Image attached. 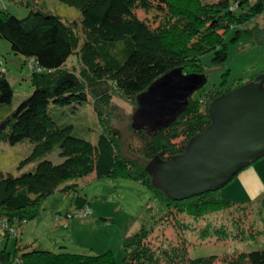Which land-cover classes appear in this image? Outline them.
I'll return each mask as SVG.
<instances>
[{
  "label": "trees",
  "instance_id": "obj_1",
  "mask_svg": "<svg viewBox=\"0 0 264 264\" xmlns=\"http://www.w3.org/2000/svg\"><path fill=\"white\" fill-rule=\"evenodd\" d=\"M92 1L100 2L97 10H91L96 6L92 4V7L83 10L82 15L99 32H87L82 44L72 25L62 27L60 18L45 9L37 7L22 18L9 11L0 12V38L9 42L14 53L28 60L33 73L54 74L47 82L34 81L32 91L15 103L11 82L1 73L0 66V143L15 145L26 142L32 144V151L39 146L44 150L36 157L34 152L24 159L20 158L16 168L11 171L0 170V227L4 229L6 224V230L12 229L14 240L12 248L6 246V249L0 250L2 264H115L111 250L98 254L54 253L43 249L36 237L29 242H18V233L26 222L36 217L44 199L55 191H73L74 194L72 208L66 210L63 217L77 212L86 216L87 211L82 210L89 201L82 193L83 187L80 189L76 186H82L91 175L96 178L118 176L136 180L144 177V180L148 178L147 181H150L144 163L155 155L168 158L182 151L188 139L209 124V102L251 79L236 81L230 86H224L223 79L217 87L208 89L199 97L191 96L187 109L155 135L133 129L129 147L142 161L127 167L124 162L121 166L124 154L119 151L115 128L106 126L105 130L100 131L95 122H81L77 114L72 118V113L79 111V108L90 109L89 96L96 95L89 93L93 87L88 88V83L66 66L80 46L88 44L92 47L102 68L110 73V87L132 94L134 101L136 95L153 80L174 67L182 66L188 73L204 72L200 61L203 53L213 50L214 63L225 61L226 43L222 42L225 33L230 28H236L230 37V41H236L240 34L237 26L255 18L264 8V0H216L209 3V12L204 20L208 24L206 27L216 36L214 41H209V46H202L198 40L188 45L190 50L201 48L196 61H188V55L183 58L172 46H166L162 31L151 30L132 12L135 6L147 8L156 3L165 8L174 6L180 0H88V7ZM32 15L39 17L38 26L31 22ZM170 16L172 25L168 31L175 27H186L190 22L182 15ZM252 32L263 35L264 27H255ZM257 41L261 42V39ZM51 137L58 138L50 141ZM55 145L62 153L56 160L51 154L46 155ZM31 162L36 164L31 166ZM120 169H124V176H119ZM154 193L164 202V213L150 226L141 225L123 234L122 249L125 255L122 264H207L203 252L202 255L196 253V256L189 253L186 237L173 242L164 232L158 234V226L169 223V226L181 230L183 224L179 218L188 210L199 215L197 204L201 202L211 206L253 202L233 200L225 196L221 189L182 200L167 198L157 188ZM257 199L264 215V193ZM206 208L209 209L208 206ZM59 215L56 213L55 217ZM242 261L264 264V246L243 252Z\"/></svg>",
  "mask_w": 264,
  "mask_h": 264
},
{
  "label": "rangeland",
  "instance_id": "obj_2",
  "mask_svg": "<svg viewBox=\"0 0 264 264\" xmlns=\"http://www.w3.org/2000/svg\"><path fill=\"white\" fill-rule=\"evenodd\" d=\"M87 1L0 0V12L9 11L22 18L35 8L45 9L60 18L62 27L72 25L80 36L82 44L87 32H99L98 28L84 19L82 13L84 9L92 7V4H96V6L91 10H97L100 2H89L90 6L88 7ZM215 1L180 0L174 6L165 8L155 3L147 8L135 6L132 12L151 30L162 31L163 42L166 46H172L183 58L188 55L186 60L196 61L197 53L201 48L190 50L188 45L192 41L198 40V43L203 44L202 46L205 44L209 46V41L215 40L216 35L206 27L208 24L204 20L205 14L209 12V3L212 4ZM170 15H182L190 22L186 27H175L168 31L172 25ZM30 18L33 20L31 22L37 23L36 26L39 25L38 16L32 15ZM255 27H264V8L255 18L237 26L240 34L236 41H230L236 28L227 30L222 41L226 43L227 58L225 61L214 63L212 61L213 50L200 56L204 72L207 75V82L197 89L192 97H199L208 89L217 87L223 79V85L230 86L236 81L244 82L256 74L264 72V42H262L264 34H253L252 31ZM195 31L197 33H194ZM193 34L195 35L193 36ZM260 39L261 42L257 41ZM0 66L1 73L6 75L11 82L15 103L32 91L34 81L47 82L54 75L48 72L39 74L38 71L33 73L28 60L20 54L14 53L10 49L9 42L3 38H0ZM66 66L78 73L88 83V88H94L90 89L89 93L96 94L89 96L90 109L79 108V111H73L72 118H75L77 114L76 116L81 122L85 120L87 123L95 122L100 131L105 130L106 126L115 128L118 133L116 138H118L119 151L124 154L121 166L124 162L127 167L129 164L142 161L132 152L128 143L133 134L131 114L136 105L135 100L133 101L134 96L110 87L112 84L110 73L102 68L99 57L88 44L81 45L77 53L68 60ZM102 91L104 92L102 93ZM69 115L71 116V114ZM57 138L51 137L50 141ZM32 150V144L26 142L15 145L0 143V170L11 171L16 168V163L20 158L24 159L29 154L33 155L34 152V157H36L44 151L41 146ZM49 154L56 160L62 153L55 145V148H51L46 155ZM35 164L36 162H31L30 165L34 166ZM120 171L119 176H124V169H120ZM147 174L149 173L147 172ZM237 174L219 189L225 196L227 192L247 198L248 196L243 193L246 188L242 184V187L240 186L245 177ZM147 180L148 178L144 180V177L136 180L118 176L102 178H96L94 175L89 176L84 180L82 186H76L80 189L83 187L82 193L89 201L85 205V209L82 210L87 211L86 216L77 212L63 217L66 210L72 208L74 194L73 191L69 193L55 191L44 199L43 206L36 217L24 224L18 233L17 241L29 242L36 237L37 243L43 249L51 250L54 253L98 254L105 250H111L115 264H122L125 255L122 249L123 234L134 231L141 225L150 226L165 210L164 202L155 196V188ZM259 182L258 187L263 186L264 178ZM256 183L257 180L254 179L249 188L259 191V189H253ZM263 193L264 190L250 196V200L253 202L249 204L225 206L212 204L211 206V204L201 202L197 204L199 215H194L190 212L191 210H188L179 218L183 224L181 230L169 226V223L158 226L156 230L159 231H157L158 234L164 232L167 238L170 237L174 240L173 242L181 237H186L189 253L196 256V253L202 255L203 252L207 264H248L242 261L243 252L264 246V215H262V208L260 209L257 199ZM89 206H91V213L88 209ZM207 206L209 209L206 208ZM56 213L60 214L58 218L55 217ZM31 224H34L32 229ZM0 233V250L6 249V246L12 248L14 240L11 234H13V230L10 228L6 230L5 224L4 229L0 227ZM2 263L0 252V264Z\"/></svg>",
  "mask_w": 264,
  "mask_h": 264
},
{
  "label": "water",
  "instance_id": "obj_3",
  "mask_svg": "<svg viewBox=\"0 0 264 264\" xmlns=\"http://www.w3.org/2000/svg\"><path fill=\"white\" fill-rule=\"evenodd\" d=\"M206 82L205 72L170 69L136 95L131 127L155 135L187 109L192 94ZM207 113L209 124L182 151L168 158L155 155L145 165L152 186L167 198L182 200L219 189L264 156V72L213 98Z\"/></svg>",
  "mask_w": 264,
  "mask_h": 264
},
{
  "label": "crops",
  "instance_id": "obj_4",
  "mask_svg": "<svg viewBox=\"0 0 264 264\" xmlns=\"http://www.w3.org/2000/svg\"><path fill=\"white\" fill-rule=\"evenodd\" d=\"M239 176H244L245 178L241 181L240 186L242 185L246 188V191L243 193L246 194L248 197L243 198L241 196H237L236 194H228L226 191V196L237 201H246L250 200V196L254 195L256 192L260 193L264 190V185L258 187V184H260L259 180H263L264 178V156L257 159L253 164H250L246 166L245 169H241V171L237 174ZM238 176V177H239ZM257 180V183L253 187V189H259V191L251 190L249 186L253 183V181ZM242 184V185H241ZM261 190V191H260ZM34 224H31V229L33 228Z\"/></svg>",
  "mask_w": 264,
  "mask_h": 264
},
{
  "label": "bare ground",
  "instance_id": "obj_5",
  "mask_svg": "<svg viewBox=\"0 0 264 264\" xmlns=\"http://www.w3.org/2000/svg\"><path fill=\"white\" fill-rule=\"evenodd\" d=\"M255 162V161H254Z\"/></svg>",
  "mask_w": 264,
  "mask_h": 264
}]
</instances>
